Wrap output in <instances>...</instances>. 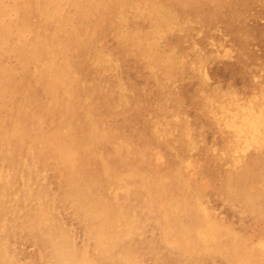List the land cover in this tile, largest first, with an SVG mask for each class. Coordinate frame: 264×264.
Segmentation results:
<instances>
[{
  "label": "bare ground",
  "instance_id": "bare-ground-1",
  "mask_svg": "<svg viewBox=\"0 0 264 264\" xmlns=\"http://www.w3.org/2000/svg\"><path fill=\"white\" fill-rule=\"evenodd\" d=\"M0 264H264V0H0Z\"/></svg>",
  "mask_w": 264,
  "mask_h": 264
},
{
  "label": "rangeland",
  "instance_id": "rangeland-1",
  "mask_svg": "<svg viewBox=\"0 0 264 264\" xmlns=\"http://www.w3.org/2000/svg\"><path fill=\"white\" fill-rule=\"evenodd\" d=\"M38 243V244H37ZM37 244V245H36ZM41 242H35V243H30V242H25L24 244H23V250H24V252L25 253H27V255L28 256H32V255H35V254H37V252H38V250H39V247H41ZM27 246V247H26ZM36 246V247H35ZM35 247V248H34ZM32 250H31V249Z\"/></svg>",
  "mask_w": 264,
  "mask_h": 264
}]
</instances>
